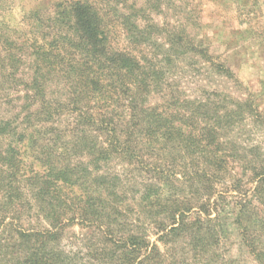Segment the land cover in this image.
<instances>
[{"label":"trees","instance_id":"1","mask_svg":"<svg viewBox=\"0 0 264 264\" xmlns=\"http://www.w3.org/2000/svg\"><path fill=\"white\" fill-rule=\"evenodd\" d=\"M119 1L15 17L0 0V232L23 220L0 264H240L231 232L264 264V152L236 134L247 103L177 91L174 64L206 51L181 30L152 53L158 0ZM74 225L87 242L65 240Z\"/></svg>","mask_w":264,"mask_h":264},{"label":"rangeland","instance_id":"2","mask_svg":"<svg viewBox=\"0 0 264 264\" xmlns=\"http://www.w3.org/2000/svg\"><path fill=\"white\" fill-rule=\"evenodd\" d=\"M58 1L62 0H9V6L14 16L19 17L25 10L50 9ZM119 2H126V6L144 5L143 0ZM158 5V8L151 5L146 8V18L161 26L152 53L160 56L164 52L160 40L166 31L181 30L187 42L206 51L207 59L189 51L174 64L170 78L177 91L196 97L209 94L213 100L226 97L227 103H247L245 107L250 112L238 124L236 134L242 141L260 146L264 152V0H158ZM112 18L118 22L116 16ZM115 37L120 46L126 44L120 30ZM22 222V219L18 223L15 220L2 227L1 238L7 237L12 233L11 228ZM27 224L32 226L34 221ZM64 235L75 246L87 238V232L78 225L66 228ZM225 240L221 246L228 258L236 256L240 264H255L238 245L234 232Z\"/></svg>","mask_w":264,"mask_h":264}]
</instances>
